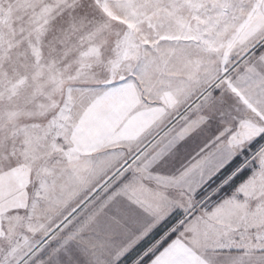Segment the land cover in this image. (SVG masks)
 Masks as SVG:
<instances>
[{
	"label": "snow or ice",
	"instance_id": "snow-or-ice-1",
	"mask_svg": "<svg viewBox=\"0 0 264 264\" xmlns=\"http://www.w3.org/2000/svg\"><path fill=\"white\" fill-rule=\"evenodd\" d=\"M0 264H264V0H0Z\"/></svg>",
	"mask_w": 264,
	"mask_h": 264
}]
</instances>
